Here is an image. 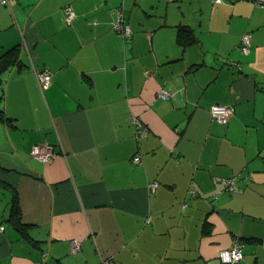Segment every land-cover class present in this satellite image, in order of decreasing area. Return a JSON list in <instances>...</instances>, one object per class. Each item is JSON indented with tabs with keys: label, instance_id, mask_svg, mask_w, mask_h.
<instances>
[{
	"label": "crops",
	"instance_id": "1",
	"mask_svg": "<svg viewBox=\"0 0 264 264\" xmlns=\"http://www.w3.org/2000/svg\"><path fill=\"white\" fill-rule=\"evenodd\" d=\"M9 4H0V55L22 49L21 67L0 75V264H216L235 241L241 264H264V7ZM33 68L51 72L45 88ZM214 103L230 106L227 123L212 118ZM35 144L57 156L40 162ZM232 176L231 193L219 180Z\"/></svg>",
	"mask_w": 264,
	"mask_h": 264
},
{
	"label": "built area",
	"instance_id": "2",
	"mask_svg": "<svg viewBox=\"0 0 264 264\" xmlns=\"http://www.w3.org/2000/svg\"><path fill=\"white\" fill-rule=\"evenodd\" d=\"M2 3L9 4L10 0H0ZM214 2H220L221 0H213ZM252 3L258 7H264V0H250ZM64 13V20L66 23H70L72 16H74L73 9L69 5H64L62 8ZM114 29L121 33L123 38H128L131 35V29L128 24L124 23L122 20H117L114 24ZM251 34L249 32H245L241 35L240 44L238 46V51L242 54H247L250 50L251 46ZM33 72L36 78L37 85L40 89L45 88L51 80V72L46 69L43 70H36L33 68ZM161 95L166 97L169 94L165 90H161ZM210 113L214 120L220 123H227L229 120L232 110L229 105L221 104V103H214L210 106ZM132 123L135 125L136 128V137L145 135L147 132V128L141 123L140 119L137 116L131 117ZM31 156L36 158L42 163H47L51 161L57 153L54 151L53 147L50 144H35L32 146L30 150ZM132 161L138 163L140 161V156L135 155L132 158ZM221 184L229 191V192H236L237 191V184H236V177H227L221 178L219 180ZM156 183L153 182L151 187L154 188ZM194 190H191L193 194ZM185 204H183L184 207ZM3 227L0 226V229ZM80 249V242L77 239H72L70 241V252L77 253ZM242 259V243L239 241L234 242L228 248L222 249L219 252L218 260L222 264H235L239 260ZM103 264H105L103 262Z\"/></svg>",
	"mask_w": 264,
	"mask_h": 264
},
{
	"label": "trees",
	"instance_id": "3",
	"mask_svg": "<svg viewBox=\"0 0 264 264\" xmlns=\"http://www.w3.org/2000/svg\"><path fill=\"white\" fill-rule=\"evenodd\" d=\"M0 4L1 5H4V6H7L10 8V4H7V3H2L0 1ZM180 34V33H179ZM180 36V35H179ZM187 41H189V39H187ZM21 49H22V44H18V45H14L12 47H10L9 49L5 50L1 55H0V75L3 71H5L7 68L9 67H12V66H17V67H21V58H20V52H21ZM1 82V80H0ZM2 111H0L1 113ZM1 120H5L7 121L8 118L3 115V114H0V121ZM232 193V192H231ZM16 198H15V195L14 197L12 198V207H11V210H10V215L11 216H16V220H18L19 222V207L17 206L16 204ZM1 226V225H0ZM204 230L203 232L204 233H208L209 232V228L206 229L207 227V224L204 223ZM3 227V226H2ZM262 241V240H261ZM236 242V241H235ZM240 242V241H239ZM233 244V243H232ZM231 246V245H230ZM228 248V247H227ZM221 251V250H220ZM219 251V252H220ZM75 254V253H74ZM218 256H219V253H218ZM218 256H217V259H218ZM242 258H243V248H242ZM242 260V259H241ZM241 260H239L238 262H236L235 264H241Z\"/></svg>",
	"mask_w": 264,
	"mask_h": 264
},
{
	"label": "water",
	"instance_id": "4",
	"mask_svg": "<svg viewBox=\"0 0 264 264\" xmlns=\"http://www.w3.org/2000/svg\"><path fill=\"white\" fill-rule=\"evenodd\" d=\"M213 264H215V262ZM216 264H222V263H220L219 260L217 259Z\"/></svg>",
	"mask_w": 264,
	"mask_h": 264
},
{
	"label": "rangeland",
	"instance_id": "5",
	"mask_svg": "<svg viewBox=\"0 0 264 264\" xmlns=\"http://www.w3.org/2000/svg\"><path fill=\"white\" fill-rule=\"evenodd\" d=\"M2 222V221H1ZM4 224V226H6V223L2 222Z\"/></svg>",
	"mask_w": 264,
	"mask_h": 264
}]
</instances>
